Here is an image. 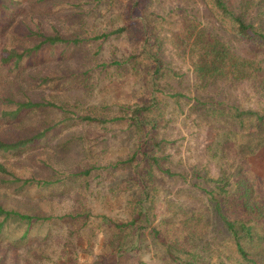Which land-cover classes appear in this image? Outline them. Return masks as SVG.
Segmentation results:
<instances>
[{
    "label": "trees",
    "instance_id": "1",
    "mask_svg": "<svg viewBox=\"0 0 264 264\" xmlns=\"http://www.w3.org/2000/svg\"><path fill=\"white\" fill-rule=\"evenodd\" d=\"M53 1L59 2L28 0L27 12L21 10L23 0H0V21L6 24L0 34L7 38L0 56V126L6 128L0 135V158L3 159L0 162V241H9L7 248L0 242V264H5L10 249V260L17 264L19 249L27 244L30 236H38L40 227L52 218L46 211L27 206L26 202L10 201L18 203V197H31L32 192L43 201L58 192L56 185L60 179L19 172L17 165H26L21 162L22 157L47 165L48 158L52 159L47 149L63 154L72 148L71 140L55 141L63 127L73 123L103 124L108 120L126 121L129 138L137 142L121 164L127 170V178L116 181L125 186L119 190V185L109 187L112 194L132 192L130 217L113 221L100 215L96 217L98 225L89 223L91 215L82 192L77 217L73 211L68 216L83 218L86 226L97 227L107 234L109 263L144 264L141 254L153 253L162 264H264V177L252 162L264 153V107L231 102L225 95L209 90L217 82H242L264 102V0H239L237 7L228 0H203L218 30L230 38L199 19L180 15L181 23L167 42L172 43L180 58L188 60L195 76L188 95L167 91L170 85L161 82L165 77L162 54L167 42L157 26L172 16L150 9L149 0L129 1L128 25L94 37L108 39L129 31L130 26L140 27L139 53L126 62H136L133 67L138 82L144 77L137 67L138 60L146 62L147 76L142 78L146 90L140 102L125 106L124 115L113 119L97 114L96 107L77 103L72 105L77 111L71 113L69 103L57 104L55 97L47 94V89H60L71 78L77 79V73L70 68L63 72L51 68L45 72L38 67L50 58L59 59V65L62 64L65 52L59 49L78 47L84 42L79 34L65 33L57 23L48 20L46 15ZM135 10L140 19H134ZM19 15L22 18L17 21ZM232 40L246 44L255 56L238 54ZM115 64L123 65L118 61ZM164 93L185 98L190 113L214 123L207 156L217 169L215 175L206 165L190 171L181 163L184 173L174 172L168 165L170 157L165 154L168 141L161 139L159 133L168 124L169 105ZM49 109L71 113L75 120L64 117L52 124L37 119ZM80 147L92 156L97 152L93 144L80 143ZM38 153L43 155L36 156ZM119 166L113 165L111 170H119ZM93 168L85 169L80 175L89 176ZM179 178L185 185L172 192ZM45 191L48 195L44 196ZM157 191H164L166 195V203L171 208L169 216L157 218L154 214ZM102 260L94 264H104Z\"/></svg>",
    "mask_w": 264,
    "mask_h": 264
},
{
    "label": "rangeland",
    "instance_id": "2",
    "mask_svg": "<svg viewBox=\"0 0 264 264\" xmlns=\"http://www.w3.org/2000/svg\"><path fill=\"white\" fill-rule=\"evenodd\" d=\"M27 1L23 0L21 10L28 12ZM58 1H53V5L49 6V12L46 15L48 20L57 23L65 33L79 34L84 42L78 47H61L59 51L65 52L62 64L59 65V59L50 58L38 67V70L45 72L50 71L51 68H59L61 72L70 68L77 73V79L71 78L60 89L53 91L47 89V94L53 95L56 99L54 102L57 104L69 103L71 113L77 111L72 107L77 103L83 107H96L97 114H103L102 116L108 119L121 117L124 115V107L140 102L146 90L142 80L147 76L146 62L142 59L138 60L137 67L144 76L141 77L140 82L135 79L133 66L136 62H126L129 57L139 53L140 27L139 25L130 26L129 31L111 35L108 39L95 40L94 37L128 25L126 5L132 0ZM228 1L234 7L238 6L239 0ZM147 5L157 13L172 16L157 26L158 32L166 42L171 39L172 33L181 23L180 15L199 19L203 24L219 31L203 0H149ZM134 16V19L141 18L140 14H136V10ZM21 18L22 16L19 15L17 21ZM5 26L6 24L0 21V33ZM219 32L230 38L224 31ZM6 41V36L0 34V56ZM232 42V47L238 54L245 57L255 56L243 42L238 40H232ZM162 57L165 60L163 69L165 77L161 81L162 84L170 85L167 91L188 95L195 79L188 60L180 58L170 42L165 44ZM115 61L123 65L119 67ZM209 90L213 94L225 95L231 102L264 107V102L246 83L217 82ZM164 99L169 105L168 124H164L159 133L161 139L168 141L165 154L170 157L168 165L172 171L184 173L179 165L181 163L190 171H193L194 167L206 165L215 175L217 169L213 163L209 162L207 156V146L212 140L210 131L214 123L212 124L199 114L190 113L188 104H185L187 101L185 98L171 97L164 93ZM71 113L65 114V111L49 109L37 119L57 124L64 117L72 118ZM73 120L75 119L72 118ZM5 130L6 128L0 126V135H3ZM128 132L126 121L108 120L103 124L95 125L73 123L63 127L55 138V141L63 143L71 140L72 148L67 152L53 153L52 148L47 149L49 153H52L50 154L52 159L48 158L47 165L36 159L22 157L21 162L26 165H17L19 172H35L39 177L50 180L57 178L60 182L56 185L58 192L50 197L45 191L44 196L48 195V197L43 201L35 197L34 192L31 197H18V201L12 196L18 203L10 202L15 204L26 202L27 206L46 211L44 213L52 217L40 227L41 232L38 236H30L27 244L19 249L16 254L17 264H94L101 259L104 264H117L116 261L108 262L110 249L107 245V234L97 227L86 226L83 218H70L68 213L73 211L72 213L77 217L76 208L79 204V194L82 192L91 215L89 223L98 225L96 217L100 215H106L113 221H124L130 217L129 203L134 197L132 192L120 191L118 194H112L109 188L112 184L116 188L119 185L118 190L125 186L124 183L116 181L127 178V170L121 164L126 161L137 145L134 139L129 138ZM80 143L85 146L93 144L97 149L96 154L92 156L89 152H83ZM40 155L43 154L38 153L36 156ZM226 158L234 159L229 155H226ZM1 161L3 159L0 158ZM252 162L255 170L264 177V153L253 158ZM118 164L120 169L112 171V166ZM89 167H94L89 176L80 175ZM184 185L179 178L172 187V192ZM168 186L169 184L166 183L165 187L168 188ZM166 199L164 191L156 192L154 214L157 218L169 216L171 213ZM19 234L21 232L16 236ZM0 242L7 248L8 240ZM152 247L155 249L154 245ZM10 250L5 256V264H14L10 260L12 249ZM111 258L114 259L113 256ZM140 260L144 264H162L153 253L141 254Z\"/></svg>",
    "mask_w": 264,
    "mask_h": 264
}]
</instances>
